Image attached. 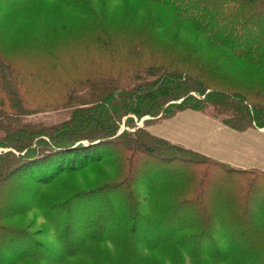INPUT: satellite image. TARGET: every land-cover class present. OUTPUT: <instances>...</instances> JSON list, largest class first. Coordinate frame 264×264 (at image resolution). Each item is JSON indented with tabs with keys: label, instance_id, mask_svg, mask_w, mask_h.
Here are the masks:
<instances>
[{
	"label": "trees",
	"instance_id": "obj_1",
	"mask_svg": "<svg viewBox=\"0 0 264 264\" xmlns=\"http://www.w3.org/2000/svg\"><path fill=\"white\" fill-rule=\"evenodd\" d=\"M40 1L0 0V5H4L6 10L9 8L16 11L21 6L30 9ZM53 1L61 9L84 18L90 37L96 39L98 36L103 37L104 39H97L95 42L97 41L98 46L113 49L110 53L115 57L111 58L114 64L106 69L112 74L110 76L105 74L108 72H105L104 67H96L79 71L77 78L73 77L75 74H64L62 78L54 80L59 91L57 97L46 105L50 107L58 103V106L64 107L63 104L78 100L81 95L87 94L94 98L96 94L92 88L95 86H100L106 92L103 97L82 101L81 104L87 102L91 104L76 107L72 118L61 121L55 127L44 130L27 129L28 135H37L38 140L34 145L30 143L26 150H20L18 155L11 150L0 153V158H5V163L0 164V197L9 191L8 188L12 193L14 186L9 185L10 181L14 179L20 181L24 175L28 176L27 179H30L34 187L28 191L29 202H21L22 205L18 206L17 210L27 211L38 206L46 224L52 227V232L58 240L60 254L51 260L41 258L39 254L41 264L53 262L65 264V261L67 264H74L68 263V260L79 253L85 254L77 264H134V260H142L151 252L162 251L169 245L177 247L169 251L166 257L169 264L173 259L172 264H180L175 262L176 260L182 262L179 252H186L191 258L196 257L201 254L199 251L204 247L198 246L205 239L208 242L223 241L221 244L225 247L222 252H218V249L216 252L204 250L203 253L206 252L204 255L207 257L217 256L218 261H225L230 257L240 260L233 257L235 254L232 253L237 252L246 253L241 260L247 261L253 257L247 253L259 249L261 243L255 236L264 235V232H257L264 231L263 223L254 221L256 225L258 224L255 229H259L248 230L247 235L251 236L249 239L254 248L246 250L230 244V238L235 234L227 233L228 227H223L224 232L219 229L220 236L214 239L216 237L213 234L216 227L214 219L217 217L219 221H224L232 218L228 206L229 203L232 204V200L243 202L244 206L248 204L246 197L237 195L236 199L233 198L232 187L237 184H232L235 178L229 177L241 172L248 175L244 180L246 184L248 183L246 187L258 182L260 188H264V171L256 168L230 167L213 157L207 158L209 162H203L190 155H173L175 149L182 148L178 143L152 134L144 128L135 132L123 131L116 135L119 127L115 122L129 112L138 116L162 113V118H167L187 108L203 111L211 104L215 107L228 108V115L222 120L231 128L244 130L248 127H264V84L241 89L215 65L223 58H233L264 72V28L260 24V19L256 17L259 8L264 5V0H246L250 4L248 12L251 15H248L247 10L240 11L239 3L236 2L239 0H217L218 3L212 4L210 8L206 4H201L200 0H139V5L126 1L131 11L126 10L124 18L135 23L134 27L129 26L127 21L118 22L123 18L113 15L108 8V5L112 6L115 2L124 0ZM140 2L151 3L152 7H147L142 13ZM141 7L146 8L144 5ZM253 16L257 18V22L252 20ZM119 25L127 26L132 31L129 35L118 38L113 32H116ZM72 32L75 33L76 29H72ZM159 48L163 49L160 51L163 53L162 58L158 56L160 52L156 51ZM206 53L212 57L208 58ZM126 57H131L135 61L131 64L125 63ZM2 61L5 59L0 58V62ZM81 82L87 86L79 92H74L75 88L81 87ZM16 93L18 97L13 106L8 104L7 111L4 103L0 107V112L7 115L11 110L17 109L19 112L20 108H23L27 102L25 103L17 91ZM197 93L204 95V98H197L195 95ZM1 97L2 100L3 96ZM97 125L102 127L100 135H89V129ZM48 130L54 132L43 133ZM42 134L48 135L49 140ZM83 138L88 139L89 143L81 141ZM152 141L156 142L153 146ZM162 142L171 150L160 149L158 144ZM4 144V141H0V146ZM40 144H45L42 150L37 147ZM111 145L115 147L107 152L106 148ZM148 152L150 154L157 152L164 156V159L165 155H169L165 160L167 163L175 159L181 162L178 161V164L166 169L164 167L168 165H164L162 159L163 169H157V165L155 167L148 165L138 171L140 161L144 162V156ZM11 154L14 155L13 158H10ZM179 164L186 165L187 168L183 169ZM192 164L196 166L192 167ZM206 165L208 168L220 167L221 173L218 174L220 182L216 192H219L217 197L223 199L221 201L227 207L224 212H219L215 211V207L209 208L204 205V211L199 215L192 206L197 202H203L199 201V198L203 186L208 185L209 176L204 173L207 171ZM150 168H155L156 171L147 172ZM86 169L92 170V177L87 180L94 182L93 185L86 189L74 190L61 200L55 199L56 195L53 198L48 195L47 204L51 205L41 209L39 199L41 186L63 173ZM172 169L178 171H170ZM18 171L24 172L17 175ZM200 173L203 177L200 192H197L194 182L192 187L184 191L185 197L181 202L172 199L165 210H159V206L153 201L144 203L142 207L143 201L137 200L136 175L143 180L144 188L149 190L150 198L153 200L167 180L170 181L174 176L181 179L191 175V178H195ZM224 190H227V193H223ZM25 194L26 192L21 193V196ZM6 202L10 205L18 203L11 200ZM3 204L5 202L1 198L0 243H3L6 249L0 248V264H37V254L32 246L39 244L43 247L44 243L29 239L28 233L24 237L26 231L21 228L14 229L8 226L9 224L3 220L11 213L8 211V204L2 207ZM184 204L188 206L187 209H191L189 215H186L190 217L186 220H175L177 214L175 212ZM204 206L201 203V208ZM141 207L143 211H140ZM139 212H143V215H139ZM245 212L235 218V223H242L241 218ZM262 214L264 212L260 211V215ZM150 220L152 226L146 224ZM36 225V221L28 224L29 227ZM140 227L150 230L154 228L145 234L151 239L144 244L139 236H135L139 234ZM47 229L49 230L48 227ZM243 237L241 233L238 235L239 243L247 244L248 237ZM107 242L112 245L110 247L112 250L108 246L98 247V244ZM86 248L87 252L84 251ZM125 249L133 252L134 260L125 259Z\"/></svg>",
	"mask_w": 264,
	"mask_h": 264
},
{
	"label": "rangeland",
	"instance_id": "obj_2",
	"mask_svg": "<svg viewBox=\"0 0 264 264\" xmlns=\"http://www.w3.org/2000/svg\"><path fill=\"white\" fill-rule=\"evenodd\" d=\"M126 1L131 2V4L133 5H135V3L136 5H139V0H124L121 2L117 1L112 6L108 5V8L111 9L113 15H119L123 18L118 21L121 23H125V21H127V19L124 18L125 11H131L130 6L126 4ZM200 1L201 4H206L209 8L212 7V4L215 5L216 3H218L217 0ZM236 2L237 4L239 3L240 11H243V9L247 10L248 15H251L248 12L250 4L246 2V0H239ZM142 5L146 6V8L141 7ZM263 6L259 8L257 12L258 16L256 17L260 19V24L264 28ZM147 7H152V4L148 2H140V11L143 10L142 13L145 12ZM240 11H238V13ZM256 17H252V20L255 22H257ZM126 23L132 27H134L135 25V23L130 22L129 20ZM85 24L86 22L84 21V18L61 9L53 0H41L38 5L33 6L30 9L21 6L17 8L16 11L9 8L8 10H6V7L4 5H0V58L3 60L5 59L6 61L0 62V107L5 103L3 106L8 111L7 105L11 104V106H13V102L18 97L16 91L20 94L21 98L23 97L25 103L27 102L22 106L23 108H20L19 112L17 109L14 111L11 110V112H8L7 115L0 112V141L5 142L4 145L0 146V153L11 150L16 155H18V152H20V150H26V147L29 146L30 143L34 145L38 140V138L36 137L37 135L31 134L29 136L27 129L44 130L49 127H55L61 121L68 120L70 117L72 118L73 111L74 109H76V107L91 104V102L81 104L82 101L99 99L101 96L103 97L105 95L106 92L103 91L100 86H95L92 88L93 93L95 91L96 94L95 96H93L94 98H90L91 94H87L81 95L78 100H75L73 102L69 101L70 103L63 104L64 107H60L61 105L58 106V103L50 107L46 105V103H48L49 101H53V99L57 97V93L59 91V87L54 83V80L62 78V75L64 74H75L73 77L77 78V73L79 71L81 72V70L104 67L105 72H108L105 74H107L108 76L112 75L110 74L109 70L106 69L114 64L111 58L115 56H113L114 54L110 53V51H113V49L111 50V48L109 49L100 45L98 46L97 41L95 42V40L104 38L101 36H98L97 39L96 37H90L89 32H87L88 28L87 26H85ZM72 29H76V32L73 33ZM131 31L129 27H123L122 25H119L117 26L116 32L113 33L116 37L123 38L125 35H129ZM121 44L122 47L127 50L124 44ZM162 50L163 49L159 48L156 51L160 52ZM158 56L162 58L163 53L160 52ZM206 56L208 58L212 57V55L208 53H206ZM134 61L135 60H132L131 57H126L124 62L131 64V62ZM243 62H241V60L239 59L223 58L221 60H218L215 65L217 66L218 70L220 69V72L228 77L233 83L237 84L241 89L246 86L250 87L251 85L255 84H264V72L246 62ZM94 75L96 76V74H93V76ZM15 83L17 84L14 85ZM70 85L71 84H69L68 87H70ZM86 86V83L84 84L83 82H81V87L79 86L75 88L74 92H79ZM1 95L3 96L2 100ZM195 95L197 98H204V95H199L198 93ZM190 112L198 113L201 116H205L208 119L213 120L215 123H219L224 127L234 129L229 127L222 120L223 117H226L228 115V108L215 107L210 104L207 105L203 109V111L187 108L180 110L173 116L167 118H162V113L158 115H151L149 113H146L142 116H138L131 112L124 115H122L121 112H118V114H121L122 117L119 121L115 122V125H118L119 127L116 135L121 134L123 131L135 132L138 129L144 128L152 134L181 145L182 148L175 149L173 155H190L191 157L202 160L203 162H209L207 158H212V156L201 152V150L199 151L198 149H195L197 145L194 141H181L180 136H177L176 134L169 136L158 134L159 132L168 134L174 133L173 127L175 126V123H172L170 125L169 121L173 122V118L177 115H179L177 117H180L181 113L187 114ZM176 123L177 125L180 124L179 121H177ZM101 128V126L97 125L95 126V128H91L92 130L89 129V135H100ZM192 131L195 136L197 135V133L198 136L203 135V131L200 128L193 129ZM237 131L241 132L243 130ZM52 132L54 131L48 130L43 133ZM42 136L49 140L48 135L42 134ZM195 136H193L192 138H194ZM218 137L219 140L215 139V142L218 143V145H213L209 150L213 151L212 149L214 147L227 149L226 147L231 141L230 135L220 133ZM221 139L223 140V145H226V147L220 144ZM81 141H88V139L83 138V140ZM189 143H191L192 146L188 145ZM113 144L117 146L115 143ZM155 144L156 142L152 141V146ZM165 144L166 143L164 142L159 143L158 147L160 149L171 150ZM44 145L45 144H40L37 147L42 150L44 148ZM17 146H19L20 149H18ZM115 146L111 145L109 146V148H106L108 149L107 152H109L111 148ZM168 156L169 155H165L164 159V156L159 155L157 152H153L152 154L148 152L144 156V162L143 160L140 161L138 171L141 169H145L148 165H152V167H155V165H157V169H163L164 163V165H168L164 168L169 169V166H174L179 163L178 161L180 160L177 159L169 162L170 164L167 163V161L165 160L168 158ZM13 157L14 155L11 154L10 158ZM4 160L5 158L1 157L0 164H4ZM161 160L163 161V163L161 162ZM224 164L230 167L232 166L231 164L225 162ZM195 166L196 165L192 164V167ZM180 167L183 169L187 168L186 165H180ZM236 168L241 167L236 166ZM152 170L156 171L155 168H150L147 170V172L152 173ZM206 170L207 171L204 173L209 176L207 186H203V188L202 186H200L201 180H203L201 173L200 175H196L195 178H191V175L189 177L184 176L181 179L174 176V178L170 181H166V183L159 189L155 199L153 200L150 198L149 190L144 188L143 180L140 179L139 175H136L137 177H135V182H137V191L135 190V184L134 190L137 192V200L140 199L141 201H143L141 202L142 207L144 203L153 201V203L159 206V210H165L172 199H177L181 202L185 197L184 191L192 187L193 183L195 182L194 184L195 187H197L198 193L202 188L199 201H203L201 202L203 203V206L207 205L209 208L212 206L215 207V211L224 212L226 209L225 207L227 206L222 203L221 200L223 199L217 197V194H219V192H216L217 186L219 188L218 182H220L218 180L220 178L218 174L221 173V171H219L220 167L211 166L210 168H208V166L206 165ZM170 171H178V169H172ZM215 171H218V173H216ZM22 172L18 171L17 175L21 174ZM91 174L92 170L87 169L83 171L66 172L53 179L50 183L41 186L39 194V199H41V209H46L51 205L47 204V202H49V200H47L48 195L51 196V198L56 195L55 199L59 198L58 200H61L67 195L71 194V192H73L74 190L86 189L93 185L94 182L87 180L90 179L89 177H92ZM27 177L26 175H24L22 179H20V181H16L15 179L13 181H10L9 185L14 186L12 193L8 188L9 191H7L3 195V197H0V199L2 198V200L5 202V204L1 205L2 207L8 204L6 201L9 202L11 200L12 202H18L14 205H10V203L7 205L8 211L11 213V215L9 217H6L3 221L9 224L8 226L13 227L14 229L21 228L22 230L26 231L24 237H26L28 233L29 239L44 243L43 247H41L39 244H36L35 247L34 245L32 246L35 253L37 254V264H41L42 261L39 258V254L41 258L51 260L52 257L55 258L58 256V254H60L58 247L59 245L57 244L58 240L56 236H54V233L52 232V227L46 224L45 217L42 213L39 212L40 209L38 206H35L34 209H30L27 211L17 210L18 206L21 207L22 203L29 202L28 191L32 190L34 187V184L30 182V179H27ZM232 177L233 179L235 178L234 181H232V184H237L233 187L231 186V194L232 196H234L233 198L236 199L237 195H239L240 197H246L248 200V204L244 206L245 203L232 200V204H228L229 209L231 210L232 218L229 217L224 221H219L217 217H214V220L216 221V227H214L215 230L213 232V234L216 235L214 239L220 236L219 229L224 232L223 227H228L229 229L226 228L227 233L235 234L230 238L229 241L232 246L246 250L251 248L253 250V243L249 239V237L251 236L248 237L247 232L250 229H259H255L258 224L256 225L254 221L263 223L264 225V214L260 215V211L264 212V188H260L261 186L258 182H255L252 186L246 187L248 186V183L246 184L244 180L248 178V175H245L244 173H235V175L229 178L231 179ZM239 180L240 182H238ZM210 182H212L211 185L209 184ZM25 192V196H21V193ZM224 192L227 193V190H224L223 193ZM201 203L197 202L192 206L195 208L194 211L196 213H199V215L201 214V211H204L205 208V206L201 208ZM142 207L140 208V211H143ZM187 207L188 206L184 204L175 212L177 213L175 214V220H186L190 217L186 216L189 215V211L191 210L187 209ZM242 212H245L243 218H241L243 220L242 223H235V218L241 216ZM139 215H143V212H139ZM221 215H223V213ZM32 221H36L37 225L35 227L28 226V224H30ZM146 224L152 226L151 220ZM41 227L43 229H40ZM47 227L49 228V230L47 229ZM124 227L127 226L124 225ZM139 229L140 231H137L139 234H135V236H139L141 242L144 244L151 239V237L145 236V234L147 232H150L151 230L153 231L154 228L150 230L140 227ZM257 232L262 233L264 231L258 230ZM240 233L244 235L243 238L248 237V240L246 241L247 244L242 242L239 243L238 235ZM181 235H177V237ZM255 239L260 242L261 245L259 249L256 250V252L247 253L248 256L253 255V257H250L247 261L241 260L244 256H246V253L238 254V252L232 254H235L233 255V257L239 258L240 260L232 259V257H230L225 261H218L217 256H211L209 254V256L207 257L206 255H204L206 254V252L203 253L204 250L216 252V249H218V252H222L225 247L221 244L223 241L219 240L217 242H208L205 239L198 246V248L202 247V245L204 247L201 251H199L201 252V254L191 258V256L186 252H179L182 262H178L179 260H176L175 262L180 264H264V235L255 236ZM3 245V243H0V248L6 249V247H3ZM106 246L111 249L110 247L112 245L108 242L98 244L99 248H104ZM7 248L9 249V247ZM174 249H177V247H175L174 245H169L162 251L155 250L153 251V253L151 252L148 257H144V259L139 261L134 260L133 252L127 251L125 249L124 257L126 256L128 258L127 259L125 257L127 261H129L130 258L133 259L134 264H169L166 257L169 254V251H173ZM87 250L88 248H86L84 251L87 252ZM83 254L85 253H79L76 256L71 257L72 259L70 258L71 260L69 259L68 263H80L81 259L84 256ZM214 254L218 255V253ZM172 261L170 264H172ZM50 264H62V262H53ZM65 264H67L66 261Z\"/></svg>",
	"mask_w": 264,
	"mask_h": 264
},
{
	"label": "crops",
	"instance_id": "obj_3",
	"mask_svg": "<svg viewBox=\"0 0 264 264\" xmlns=\"http://www.w3.org/2000/svg\"><path fill=\"white\" fill-rule=\"evenodd\" d=\"M177 116L173 118V122L169 121L170 125L175 123L173 127L174 133H156L163 136L176 134L180 136L181 141H194L197 145L195 149L201 150V152L209 154L234 167L256 168L264 171V127H249L239 132L215 123L213 120L198 113H181L180 117ZM177 121L180 122L179 125H177ZM197 128L202 129L203 135L198 136L197 133L195 136L193 134L192 130ZM220 133L228 134L231 137V141L227 147L223 145V138L220 140V144L227 149L214 147L213 151L209 150L213 145H218L215 139L219 140L218 136ZM193 136L195 137L192 138ZM191 143L188 145H191Z\"/></svg>",
	"mask_w": 264,
	"mask_h": 264
},
{
	"label": "water",
	"instance_id": "obj_4",
	"mask_svg": "<svg viewBox=\"0 0 264 264\" xmlns=\"http://www.w3.org/2000/svg\"><path fill=\"white\" fill-rule=\"evenodd\" d=\"M83 142H85V144H86V143H89V141H83Z\"/></svg>",
	"mask_w": 264,
	"mask_h": 264
}]
</instances>
